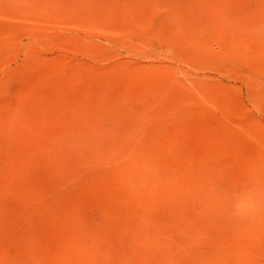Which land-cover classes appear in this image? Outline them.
Wrapping results in <instances>:
<instances>
[{
  "label": "rangeland",
  "instance_id": "1",
  "mask_svg": "<svg viewBox=\"0 0 264 264\" xmlns=\"http://www.w3.org/2000/svg\"><path fill=\"white\" fill-rule=\"evenodd\" d=\"M0 264H264V0H0Z\"/></svg>",
  "mask_w": 264,
  "mask_h": 264
},
{
  "label": "clouds",
  "instance_id": "2",
  "mask_svg": "<svg viewBox=\"0 0 264 264\" xmlns=\"http://www.w3.org/2000/svg\"><path fill=\"white\" fill-rule=\"evenodd\" d=\"M230 211L234 218L239 220L252 219L259 211L257 201L246 192L243 197L232 200Z\"/></svg>",
  "mask_w": 264,
  "mask_h": 264
}]
</instances>
